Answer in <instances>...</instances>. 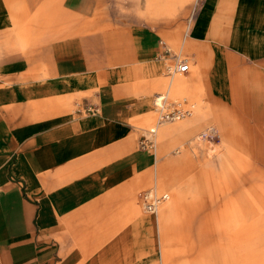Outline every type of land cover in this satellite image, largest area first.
<instances>
[{"label": "crops", "instance_id": "crops-1", "mask_svg": "<svg viewBox=\"0 0 264 264\" xmlns=\"http://www.w3.org/2000/svg\"><path fill=\"white\" fill-rule=\"evenodd\" d=\"M172 1L147 0V17L155 9L169 12ZM94 3L0 0V264H126L103 256L100 228L92 222H103V211L126 203L127 221L141 218L130 190L151 163L130 149L129 120L151 117L149 98L163 86L152 78L163 46L155 32L132 34L138 63L132 73L148 80L140 102L124 103L136 92L122 91L115 47L90 26ZM185 38L198 55L207 52L199 48H209L207 53L222 58L219 44L264 59V0H202ZM193 74L171 82L162 72L171 82L169 96L191 90ZM88 106L98 113L86 114ZM195 114L158 128L160 145L165 148L174 135L191 137L214 115ZM218 124L227 137L225 122ZM174 208L160 220H168Z\"/></svg>", "mask_w": 264, "mask_h": 264}, {"label": "rangeland", "instance_id": "rangeland-1", "mask_svg": "<svg viewBox=\"0 0 264 264\" xmlns=\"http://www.w3.org/2000/svg\"><path fill=\"white\" fill-rule=\"evenodd\" d=\"M93 2L90 26L93 31L102 30L109 45L115 47L113 67L123 68L119 78L122 91L130 88L136 92L124 103L131 104L132 99L140 102L148 80L132 73L138 63L131 36L136 30L155 32L164 47L152 75L163 86L154 93H167L172 104H192L195 116L201 110L214 114L194 135H174L165 148L155 135L156 146L148 150H143L140 142L156 123V94L149 98L148 120L140 118L132 123L137 116L130 118L129 124L135 127H130L134 138L130 149L148 158L151 167L140 173L141 184L136 181L130 190L137 197L140 220L127 221L126 203L119 210L103 211V222H92V228H100L96 235L103 241V256L127 259L126 264H264V59L241 55L219 44L215 46L222 49L223 59L207 53L209 48H199L202 53L207 51L203 55L190 49L185 32L195 0H174L169 12L155 9L153 17H147V0ZM174 56L186 59L189 72L194 73L190 80L193 87L180 96H169L168 85L185 74L171 82L162 77ZM218 119L225 122L227 137ZM211 128L216 132L214 138ZM206 129L202 141H197V135ZM148 190L170 195L155 215L143 209L142 195ZM172 204L175 208L170 218L160 220Z\"/></svg>", "mask_w": 264, "mask_h": 264}, {"label": "built area", "instance_id": "built-area-1", "mask_svg": "<svg viewBox=\"0 0 264 264\" xmlns=\"http://www.w3.org/2000/svg\"><path fill=\"white\" fill-rule=\"evenodd\" d=\"M202 0H195L194 2V10L191 13L190 17L187 19V23L190 24L194 17V14L200 5ZM161 46L164 47L163 42H159ZM165 54H168L169 51L165 50ZM174 61L166 67L165 76L169 79H173L178 75H183L189 72V63L186 59H182L178 56H174ZM154 107L156 109V125L153 129L149 131V135L154 136L157 128L165 123H174L182 121L188 117H190L193 113L192 106L188 104H172L168 101V94H156L154 98ZM83 111L86 114L96 115L98 113V109L92 106L85 107ZM211 137H216V132L211 128L209 130ZM204 137V136H203ZM140 147L143 150H148L150 147H153V142L149 137H143V140L140 142ZM153 190L145 191L142 195V205L144 211L149 215L157 214V210L159 206L169 199L168 194L157 195L152 192Z\"/></svg>", "mask_w": 264, "mask_h": 264}, {"label": "bare ground", "instance_id": "bare-ground-1", "mask_svg": "<svg viewBox=\"0 0 264 264\" xmlns=\"http://www.w3.org/2000/svg\"><path fill=\"white\" fill-rule=\"evenodd\" d=\"M189 63V62H188ZM178 99H175L174 101H177ZM191 106H192V108L194 109L193 110V113H192V115H191V118L193 117V115L195 114V108H194V106L191 104ZM155 109V108H154ZM155 114H156V112H155ZM190 119V118H189ZM188 120V119H187ZM155 122H156V118H155ZM155 125H156V123H154V127H155ZM162 126H165V124H162V125H160L158 128H160V127H162ZM153 127V128H154ZM152 128V129H153ZM157 128V129H158ZM209 129V128H208ZM151 129H149V130H147L146 131V133H147V136L151 139V141L153 142V144H154V146H156V141H155V135H157V133H155V135L154 136H151V135H149L148 133H149V131H150ZM206 131H207V129L205 130V131H202L198 136H197V138H196V140L197 141H202V139H203V136L206 134ZM156 132H157V130H156ZM153 192V191H152ZM169 195V194H168ZM169 200H170V195H169V199L167 200V201H165V202H163L160 206H159V208H158V210H157V213L159 212V210L165 205V204H167L168 202H169ZM147 214V213H146Z\"/></svg>", "mask_w": 264, "mask_h": 264}]
</instances>
